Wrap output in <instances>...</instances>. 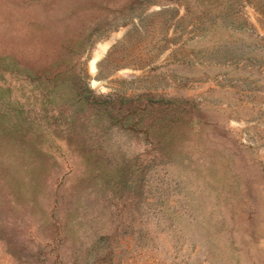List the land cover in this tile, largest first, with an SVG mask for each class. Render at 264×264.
I'll return each instance as SVG.
<instances>
[{
  "label": "rangeland",
  "instance_id": "374dc122",
  "mask_svg": "<svg viewBox=\"0 0 264 264\" xmlns=\"http://www.w3.org/2000/svg\"><path fill=\"white\" fill-rule=\"evenodd\" d=\"M0 264H264V0H0Z\"/></svg>",
  "mask_w": 264,
  "mask_h": 264
},
{
  "label": "bare ground",
  "instance_id": "6f19581e",
  "mask_svg": "<svg viewBox=\"0 0 264 264\" xmlns=\"http://www.w3.org/2000/svg\"><path fill=\"white\" fill-rule=\"evenodd\" d=\"M97 61H98L97 59H94V60L92 61V67H93V69L96 68Z\"/></svg>",
  "mask_w": 264,
  "mask_h": 264
}]
</instances>
